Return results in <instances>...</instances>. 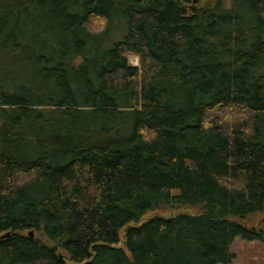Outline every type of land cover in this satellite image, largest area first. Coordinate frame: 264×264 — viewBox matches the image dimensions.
Returning a JSON list of instances; mask_svg holds the SVG:
<instances>
[{
    "label": "trees",
    "instance_id": "obj_1",
    "mask_svg": "<svg viewBox=\"0 0 264 264\" xmlns=\"http://www.w3.org/2000/svg\"><path fill=\"white\" fill-rule=\"evenodd\" d=\"M193 3L0 0V264L264 246V0Z\"/></svg>",
    "mask_w": 264,
    "mask_h": 264
},
{
    "label": "rangeland",
    "instance_id": "obj_2",
    "mask_svg": "<svg viewBox=\"0 0 264 264\" xmlns=\"http://www.w3.org/2000/svg\"><path fill=\"white\" fill-rule=\"evenodd\" d=\"M226 5L229 4V0H225ZM203 3V0H195L193 4ZM129 64L138 65L139 60L136 55H128L127 57ZM181 211H189V212H197V209L194 207H189L185 209L181 208H173L165 205H161L153 210H151L145 218H148L153 215H163L167 216L170 214H175ZM245 224L249 227H261L262 216L261 215H253L248 217L245 221ZM124 237V228L120 231V240L119 244H122V240ZM231 252L234 253V259L229 264H264V246L257 240L247 241L242 238H235L231 245ZM67 264H71V262H67Z\"/></svg>",
    "mask_w": 264,
    "mask_h": 264
},
{
    "label": "water",
    "instance_id": "obj_3",
    "mask_svg": "<svg viewBox=\"0 0 264 264\" xmlns=\"http://www.w3.org/2000/svg\"><path fill=\"white\" fill-rule=\"evenodd\" d=\"M193 1H195V0H193ZM30 236H31V237L33 236V231H30Z\"/></svg>",
    "mask_w": 264,
    "mask_h": 264
}]
</instances>
